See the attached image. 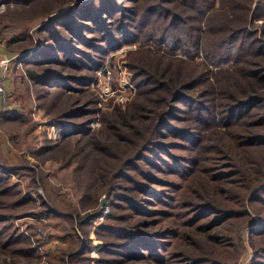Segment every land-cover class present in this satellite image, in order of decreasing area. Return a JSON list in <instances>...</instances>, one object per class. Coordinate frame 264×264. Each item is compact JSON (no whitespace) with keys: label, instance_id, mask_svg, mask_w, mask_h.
<instances>
[{"label":"rangeland","instance_id":"1","mask_svg":"<svg viewBox=\"0 0 264 264\" xmlns=\"http://www.w3.org/2000/svg\"><path fill=\"white\" fill-rule=\"evenodd\" d=\"M235 1L241 7L233 11V17H221L213 10L206 14L212 20L207 17L205 22L216 31L208 34L216 44L212 46L229 52L226 60L214 65L205 52L189 56L181 46L172 45L177 46L172 50L171 45H159L156 39L164 33L162 16H151L147 23L137 17L149 8L168 9L159 0H0V240L9 241L7 248L12 250L11 255L0 252V264L119 261L122 248L111 246L108 254L101 252L104 241L118 242L119 238L97 231L112 223L106 218L109 200L102 194L91 207L90 196L100 185L102 160L116 166L133 157L138 147L122 144L113 151L110 140L102 138L106 135L104 120L135 102L144 105L165 95V85L159 90L154 87L155 92L154 84H147L151 78L145 69L156 62L179 75L204 71V78L209 77L217 87L232 80L246 83L249 90L250 80L243 78L246 67L264 66V5L251 0L245 10L243 0L230 3ZM100 2L130 8L133 13L126 18L131 15L136 28L124 33L117 19L121 12L103 14ZM221 2L216 0L215 6ZM102 15L108 31L107 26L92 22ZM237 28L243 29L235 39L230 32ZM260 68H255L258 73L253 83L264 95V70ZM56 72L63 77H55ZM43 79L49 82L45 85ZM261 107L264 112V104ZM165 120L179 124L172 117ZM161 131V137L154 132L152 139L162 144L172 140L166 128ZM247 131L264 134V126H250ZM94 139L105 143L94 147ZM108 152L113 157L108 158ZM151 173L157 175V169ZM258 204L246 200L250 214L226 226L237 243L224 257L228 264H264V237L252 240L248 232L257 212L263 210ZM98 210L103 213L90 218ZM74 253L81 256L75 258Z\"/></svg>","mask_w":264,"mask_h":264},{"label":"trees","instance_id":"2","mask_svg":"<svg viewBox=\"0 0 264 264\" xmlns=\"http://www.w3.org/2000/svg\"><path fill=\"white\" fill-rule=\"evenodd\" d=\"M159 1L167 3L168 9L149 8L145 12L147 16L144 11L137 15L145 23L151 21V16H162L164 33L156 39L159 45H171L172 50L181 46L189 56L205 52L214 65L219 60H226L228 51L215 50L212 46L215 42L208 38L209 33L215 35L216 31L212 29L215 26L210 28L211 24L205 22L207 17L212 20L206 14L213 10L220 12L221 17H233V11L241 7L238 1L222 0L223 4L217 6L216 0ZM243 1V9L247 10L251 0ZM258 3V6L264 5V0H258ZM100 4L103 14L109 10L121 12L117 19L122 21L124 33L130 32L131 27L136 28L133 17L126 18L127 13H133L130 8ZM90 6L92 11L95 10V1ZM105 18L102 15L92 22L107 26L105 30L108 31ZM111 26L112 23L109 28ZM242 29H232L230 35L237 38L239 36L235 34ZM69 56L74 57L72 53ZM61 60L65 63V59ZM157 63L145 72L151 78L147 84H154L153 91L165 85L162 99H149L144 105L135 102L104 120L106 135L102 138L110 140L113 151L122 144L138 148L133 157L118 161L116 166L102 160L105 165L98 173L100 185L90 196V206H95L97 198L105 195L110 206L106 218L112 223L98 227L97 231L107 236L115 235L119 241H104L101 252L108 254L111 246L122 248L124 253L116 264L135 261L143 264H228L224 257L228 251L237 248V243L235 235L226 226L250 214L246 211V200L248 204L260 203L263 209L255 213L257 217L248 228L249 236L252 240L264 237V134L247 131L250 126H264L261 107L264 95L256 91V81L253 83L255 68L260 66L246 67L247 75L243 78L250 80L247 90V84L241 81L232 83L230 80L225 87H217L209 77L204 78V71L179 75ZM261 68L264 70V66ZM29 74L37 77L32 72ZM54 76L63 77L60 72ZM48 82L49 79L42 80L45 85ZM180 104H184V108L179 107ZM171 117L179 124H167L165 118ZM148 119L152 123L145 125ZM162 128H166L167 135L172 138L166 144L151 137L154 132L161 137ZM210 139L213 140L209 142ZM104 141L94 139L93 146L101 147L98 143L104 144ZM107 146L101 149L105 150ZM255 152L262 154L255 156ZM106 155L113 157L109 152ZM154 168L157 175L151 173ZM102 213L95 211L90 218ZM8 245L9 241L0 240V252L11 255ZM74 254L75 258L81 256V253Z\"/></svg>","mask_w":264,"mask_h":264},{"label":"water","instance_id":"3","mask_svg":"<svg viewBox=\"0 0 264 264\" xmlns=\"http://www.w3.org/2000/svg\"><path fill=\"white\" fill-rule=\"evenodd\" d=\"M101 204H103V202Z\"/></svg>","mask_w":264,"mask_h":264}]
</instances>
